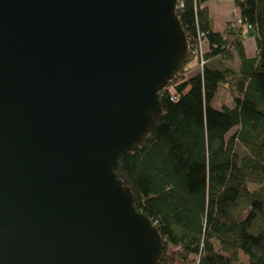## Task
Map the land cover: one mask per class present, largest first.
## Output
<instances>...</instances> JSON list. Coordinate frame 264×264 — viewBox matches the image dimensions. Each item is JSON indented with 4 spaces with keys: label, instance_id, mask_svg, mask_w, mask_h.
Listing matches in <instances>:
<instances>
[{
    "label": "water",
    "instance_id": "1",
    "mask_svg": "<svg viewBox=\"0 0 264 264\" xmlns=\"http://www.w3.org/2000/svg\"><path fill=\"white\" fill-rule=\"evenodd\" d=\"M178 8L0 0V264H160L117 170L189 57Z\"/></svg>",
    "mask_w": 264,
    "mask_h": 264
},
{
    "label": "trees",
    "instance_id": "2",
    "mask_svg": "<svg viewBox=\"0 0 264 264\" xmlns=\"http://www.w3.org/2000/svg\"><path fill=\"white\" fill-rule=\"evenodd\" d=\"M208 1L183 0L189 57L160 92L163 116L117 176L163 239L160 264H264V0H235L243 23L224 31ZM223 86L234 106L217 109Z\"/></svg>",
    "mask_w": 264,
    "mask_h": 264
},
{
    "label": "crops",
    "instance_id": "3",
    "mask_svg": "<svg viewBox=\"0 0 264 264\" xmlns=\"http://www.w3.org/2000/svg\"><path fill=\"white\" fill-rule=\"evenodd\" d=\"M207 6L216 31H224L227 24L234 21L235 0H209ZM244 48L247 58L253 59L256 56L257 44L251 35H246Z\"/></svg>",
    "mask_w": 264,
    "mask_h": 264
},
{
    "label": "rangeland",
    "instance_id": "4",
    "mask_svg": "<svg viewBox=\"0 0 264 264\" xmlns=\"http://www.w3.org/2000/svg\"><path fill=\"white\" fill-rule=\"evenodd\" d=\"M239 16V11L237 9V7L235 6L234 8V20ZM204 45L206 46V42L204 41L203 43V47ZM200 54V55H199ZM196 55H198L199 59H200V63L199 66H197L196 71H202L203 69V63H205L204 59H203V54L201 51V47H199ZM214 107L217 109H221L223 106L227 105L229 107H233L234 106V102L233 99L229 93V90L227 89L226 86H223L216 98V100L214 101ZM235 134V131H233L231 135Z\"/></svg>",
    "mask_w": 264,
    "mask_h": 264
},
{
    "label": "built area",
    "instance_id": "5",
    "mask_svg": "<svg viewBox=\"0 0 264 264\" xmlns=\"http://www.w3.org/2000/svg\"><path fill=\"white\" fill-rule=\"evenodd\" d=\"M182 6H183V0H178V10L180 9V8H182ZM236 22L239 24V25H241L243 22H242V20H241V18H240V16H238L236 19ZM250 28V27H249ZM200 47H201V51H202V54H203V42L201 41V44H200ZM190 48V47H189ZM203 65H204V63H203Z\"/></svg>",
    "mask_w": 264,
    "mask_h": 264
}]
</instances>
